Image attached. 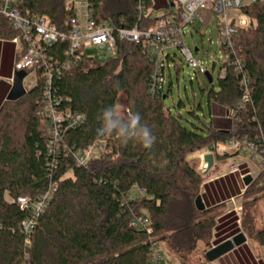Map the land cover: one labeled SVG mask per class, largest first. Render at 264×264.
Segmentation results:
<instances>
[{
    "label": "trees",
    "instance_id": "trees-1",
    "mask_svg": "<svg viewBox=\"0 0 264 264\" xmlns=\"http://www.w3.org/2000/svg\"><path fill=\"white\" fill-rule=\"evenodd\" d=\"M92 1L98 21L127 28L156 22L146 17L141 24L135 0ZM65 4L66 0H23L21 10L46 16L58 29L67 30L72 12ZM246 10L254 24L237 35L235 50L249 78L250 100L238 110L230 129L212 121L188 126L181 115L166 108L164 99L151 96L152 65L143 44L128 41L118 43L116 57L102 63L80 62L54 80L63 103L86 116L83 124L65 133L71 151L107 140L110 152L86 166H77L72 152L48 153V133L39 115L42 80L21 99L4 102L0 109V264H149L153 242L165 243L186 264L198 244L211 237L216 223L212 212L217 208L197 209L203 176L189 163L188 155L234 139H247L264 150V4ZM17 34L0 18V38L13 39ZM65 45L56 49L59 58H64ZM240 77L227 66L217 89L208 91L209 103L234 109L243 96ZM122 91L127 93L128 109L138 112L156 137L150 150L97 135L99 115L115 105ZM51 183H57V189L26 233L24 223L31 210L21 209L16 201L19 197L37 200ZM257 184L253 180L243 192V197L253 196L249 205L264 198V184ZM134 185L146 194L131 198ZM140 214L150 217L151 231L130 226ZM250 235L264 246V227Z\"/></svg>",
    "mask_w": 264,
    "mask_h": 264
},
{
    "label": "built area",
    "instance_id": "built-area-1",
    "mask_svg": "<svg viewBox=\"0 0 264 264\" xmlns=\"http://www.w3.org/2000/svg\"><path fill=\"white\" fill-rule=\"evenodd\" d=\"M169 1L170 7L166 13L153 17L151 12L153 0H135L141 24L146 17L154 18L156 22L146 27L136 25L127 28L116 26L110 21H98L94 16L92 0H66L65 7L72 12V16L66 21L67 30H60L46 16L24 14L21 10L23 0H0V18L7 20L11 28L18 32L11 39L21 47L14 63L15 71L35 73L36 82L42 80L44 84L39 115L48 133L47 151L51 156L71 153V149L64 141L65 133L86 121L85 114L63 103V98L58 95L57 86L54 85L56 78L80 62L91 60L102 63L116 57L120 41L142 43L147 60L152 65L149 93L155 98L163 99L164 96L167 97V76L171 77V62H175V67L179 66L175 60L177 54H172V50L180 51L187 65L192 66L194 70L198 69L204 75L208 72L212 77V72L207 70L200 58L193 56L186 43L187 28L204 15L207 23L216 20L218 44L222 53L218 78L224 77L227 66L234 67L241 76L243 96L236 107L230 110L233 119L237 117L238 110L250 100L249 78L235 50V39L240 31L247 30L254 24L247 13V7L264 4V0ZM61 44H66L63 49L64 58H59L56 50ZM90 49L98 50L99 56L89 54ZM216 62L214 61L213 65H216ZM109 152L107 140L99 139L84 151L72 152V156L77 166H86L90 160ZM243 152L260 163L259 173L264 183V150L259 151L258 147L247 139L219 142L204 149L201 154L200 170L203 172L207 169L203 156L211 153L214 157L229 156L231 159L229 171L238 172L241 159L238 156ZM56 189L57 183H51L48 190L35 201L29 197L17 199L16 203L21 209L31 210L30 218L24 223L26 233H30L34 228L36 218L46 208ZM145 194L146 191L137 185L130 191L131 198ZM130 226L151 231V219L147 215H135ZM149 264H169L160 242L152 243Z\"/></svg>",
    "mask_w": 264,
    "mask_h": 264
},
{
    "label": "rangeland",
    "instance_id": "rangeland-1",
    "mask_svg": "<svg viewBox=\"0 0 264 264\" xmlns=\"http://www.w3.org/2000/svg\"><path fill=\"white\" fill-rule=\"evenodd\" d=\"M170 7L169 0H153L151 12L153 17L162 16L166 13ZM216 20H211L209 23L206 22V16H202L194 21L189 28H187L186 43L190 48L195 58H200L207 70L212 72L213 81L209 82L206 75L202 74L198 69L194 70L192 66L187 65L184 56L178 50H172V54H177L176 63H179L180 71H176L174 66L175 62L172 61L171 77L167 76V97L164 99L166 108L170 109L172 114H179L182 116L183 122L191 126L192 124L202 126L204 123L212 121L215 126H219L217 122L222 121L227 123V114L225 108L217 104L209 103L208 91L214 87L217 89L219 86L218 72L222 64L221 49L219 48L217 31H216ZM11 40V39H10ZM89 54L95 57L99 56V51L96 49H90ZM179 57V59H178ZM216 65H213V62ZM171 79V81H170ZM171 82V87H170ZM36 84L35 73H28L24 79V86L27 90L31 89ZM170 87V88H169ZM115 105H119L123 110H129L127 93L122 91L119 93ZM230 122V121H229ZM220 125L226 127L228 124ZM203 153V151L201 152ZM199 151L193 152L188 155V161L196 169L199 164ZM240 163H246L248 170L254 171V179L257 185H262L263 178L260 177V163L252 158V156L243 157ZM221 164L222 168H227L229 161L224 159ZM219 163L214 166V170L217 169ZM252 174V176H253ZM260 192L259 195H262ZM251 197H242L240 210L241 222L244 225L247 220L250 222L253 218L257 219V225L262 228L264 227V211L260 208L261 206L255 207V204L251 203ZM212 215L217 216V211H213ZM213 232V231H212ZM212 236V234H211ZM210 238L204 240V247L197 248L188 258L187 264H200L205 261L204 251L210 245ZM165 246L166 244L163 243ZM202 245V244H201ZM168 248V247H167ZM170 251V250H169ZM174 257H178L173 254ZM172 257V256H171ZM171 260V259H170Z\"/></svg>",
    "mask_w": 264,
    "mask_h": 264
},
{
    "label": "crops",
    "instance_id": "crops-1",
    "mask_svg": "<svg viewBox=\"0 0 264 264\" xmlns=\"http://www.w3.org/2000/svg\"><path fill=\"white\" fill-rule=\"evenodd\" d=\"M20 51L21 47L19 44L10 39L0 38V109L6 101L7 95L12 87L15 72L14 63ZM226 114L228 122L225 123L228 124V126L221 127L220 125H224L225 123L222 124V121L219 120L217 123L220 125L217 127L226 129L232 127L234 119L230 111L226 110ZM202 151H199L198 154L199 164L197 167V170L203 176L200 195L207 209L217 207L215 209V211H217V216L210 239V245L207 249L203 250L205 261L200 264H264V246L257 243L250 235L251 231L261 229L257 225V219L253 218L251 222L247 220V223L243 225L240 215V210L242 209L241 201L244 188L246 187L244 184V177L247 175L252 176L254 171L248 170L246 163H240V170L238 172H230V157H226L229 161L228 167L222 168L221 164H223L222 162L226 158L219 159L217 158L218 156H216L214 157L212 167L201 172ZM247 156H249V154L243 152L238 157L243 158ZM218 163L221 167L214 170V166ZM252 178H255L254 174ZM257 206H261L260 208L264 211V198L255 203L256 208ZM241 232L246 237L244 243L234 247L231 251L213 262L207 259L206 253L211 248L231 239ZM203 242L204 241L200 242L197 248L204 247ZM160 244L166 254L169 264H184L179 257H174V253L170 252L167 246L163 243Z\"/></svg>",
    "mask_w": 264,
    "mask_h": 264
},
{
    "label": "clouds",
    "instance_id": "clouds-1",
    "mask_svg": "<svg viewBox=\"0 0 264 264\" xmlns=\"http://www.w3.org/2000/svg\"><path fill=\"white\" fill-rule=\"evenodd\" d=\"M100 126L96 129L100 137H115L123 144L135 142L150 150L156 143L152 129L142 123L138 112L123 110L119 105L105 107L98 117Z\"/></svg>",
    "mask_w": 264,
    "mask_h": 264
},
{
    "label": "water",
    "instance_id": "water-1",
    "mask_svg": "<svg viewBox=\"0 0 264 264\" xmlns=\"http://www.w3.org/2000/svg\"><path fill=\"white\" fill-rule=\"evenodd\" d=\"M27 72L24 70L15 71L13 76V84L12 87L7 95L6 101H17L24 97L28 90L24 86V79L27 76ZM206 77L208 78L209 82H212V77L210 73H206ZM166 96L163 97L165 99ZM204 161L207 163V169H210L214 163V155L208 153L204 156ZM253 181L251 175H247L244 177V184L248 186ZM195 204L198 210L203 211L206 209V206L203 202L202 196L198 195ZM246 240L245 235L241 232L231 239L224 241L223 243L211 248L207 253L206 257L210 262L215 261L216 259L220 258L227 252L231 251L234 247L244 243Z\"/></svg>",
    "mask_w": 264,
    "mask_h": 264
}]
</instances>
